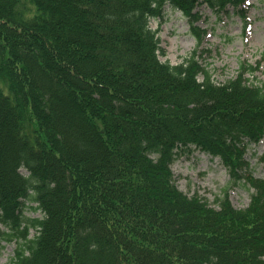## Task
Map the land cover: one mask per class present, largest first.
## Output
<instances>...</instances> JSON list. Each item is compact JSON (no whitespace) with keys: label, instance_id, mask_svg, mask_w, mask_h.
<instances>
[{"label":"trees","instance_id":"1","mask_svg":"<svg viewBox=\"0 0 264 264\" xmlns=\"http://www.w3.org/2000/svg\"><path fill=\"white\" fill-rule=\"evenodd\" d=\"M243 4L0 0V242L17 243L12 264H264V179L245 158L264 139V82L245 77L258 65L215 84L195 52L160 62L150 28L168 5L200 46L198 6L244 18ZM191 150L253 190L246 208L227 189L217 209L177 189L171 166ZM31 203L42 218L24 217Z\"/></svg>","mask_w":264,"mask_h":264},{"label":"rangeland","instance_id":"2","mask_svg":"<svg viewBox=\"0 0 264 264\" xmlns=\"http://www.w3.org/2000/svg\"><path fill=\"white\" fill-rule=\"evenodd\" d=\"M243 10L244 18L231 9L228 16H214L206 7L198 6L195 11L200 20L195 26L206 35L197 46L189 20L166 5L163 19L150 21V28L158 31L159 47L163 52L158 55L159 61L177 65L195 52V60L209 71L215 84L234 79L241 63L258 65L252 77H245L254 83L264 82V0H246ZM245 158L253 178L264 179V139L258 145H251ZM171 172L179 191L187 197L196 195L215 209V200L220 199L226 189L228 200L235 209L246 208L253 192L243 182L233 184L218 159H211L196 150L181 153L171 166ZM21 173L27 174L24 170ZM26 206L24 217L42 218L40 212L30 209L35 204ZM6 231L0 225V232ZM33 235L31 230L29 237ZM16 247V242H0V264H12Z\"/></svg>","mask_w":264,"mask_h":264}]
</instances>
